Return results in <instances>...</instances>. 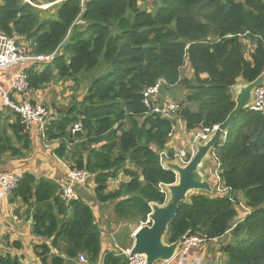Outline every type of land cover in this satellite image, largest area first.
<instances>
[{
	"label": "trees",
	"instance_id": "obj_1",
	"mask_svg": "<svg viewBox=\"0 0 264 264\" xmlns=\"http://www.w3.org/2000/svg\"><path fill=\"white\" fill-rule=\"evenodd\" d=\"M46 1H59L55 18L43 17L24 0H0L3 34L28 42L30 54L57 49L53 60L26 70L28 87L73 84L79 78L88 82L95 70L102 72L75 103L57 107V114L49 111L47 141H57L53 153L72 161L70 167L86 169L97 202H115L116 217L143 222L150 203L165 201L159 185L175 181L174 172L158 160L175 119L153 112L144 90L160 80V94L162 88L184 87L175 114L186 131L222 122L235 106L231 87L251 82L264 70V0ZM185 66L190 75L183 77ZM82 73L86 76L79 77ZM75 123L81 128L71 133ZM29 145L18 114L5 107L0 111V157L17 155ZM212 152L227 193L190 194L179 203L165 241L187 234L211 240L229 231L233 241L221 247L222 264H264V110H242ZM120 173L128 180L109 190L108 181ZM61 187L24 172L12 191L24 203L35 199L32 233L50 239L36 246L41 263L81 264L78 257L84 254L87 264H127L119 250L106 251L98 263L100 227L93 210L81 197L65 199ZM239 204L244 207L240 215ZM0 264L20 262L4 254Z\"/></svg>",
	"mask_w": 264,
	"mask_h": 264
},
{
	"label": "crops",
	"instance_id": "obj_2",
	"mask_svg": "<svg viewBox=\"0 0 264 264\" xmlns=\"http://www.w3.org/2000/svg\"><path fill=\"white\" fill-rule=\"evenodd\" d=\"M40 1L43 3L45 2L48 5V7L43 9L44 15L42 16L55 18L59 1ZM20 39V42L28 44V42L22 40V38ZM29 66H27V68ZM21 68H23V65L14 66L0 72V87L3 90L8 91L13 99H17L19 98V96L17 95V93L11 91V77L17 70ZM64 83H66V87L72 85L70 81L69 83ZM32 94H35L37 101H45V89L34 90L32 93L29 92L28 95ZM161 97L162 102L171 101L169 95L165 94L164 92L161 93ZM59 104H63L66 107L68 105L67 102H59ZM4 109L5 106L2 105V96L0 90V111H3ZM53 113L55 112H52L51 110V114ZM173 118L175 119V124L172 130L173 135L170 139H168L169 142L166 149L170 150V152H174L178 149H183L182 146L187 145V148L184 150H191L192 148H194L191 144L193 136L194 133L198 132V129L186 131L184 122L179 118L177 119L176 114L173 115ZM13 120L14 116L10 117L8 119V122H13ZM3 124L6 125L4 121ZM7 132L11 135V132L8 129ZM26 133L29 135V147L27 149L21 150V153H18L14 156L9 155L8 153L2 155L0 157V174L6 172H18L20 174L29 172L33 174L36 179L52 180L57 182L61 186L66 184L67 170L72 161H70L68 158H58L53 153V148L56 145H49L47 143H44V141L38 135L37 126H33L32 130ZM14 145L15 147L20 146V144L17 142H14ZM68 146L71 147L73 146V144H69ZM210 153L212 159L205 161L203 168L206 171L207 177L212 178L213 180L212 170L215 163L213 161V152L211 151ZM68 155L71 156L70 153H68ZM115 178L116 179L112 178L108 181V184L113 185L118 182L112 189L110 188V186H108L109 190L117 189L120 183L128 180V177L123 175L122 173L118 174V176ZM92 189L93 184L91 182L73 185V190L76 195L84 199L91 206L96 218V223L100 227L101 250L98 261V263H100L106 251L119 250V252L121 253L120 250H123V248H131L133 244L132 234L135 229L142 223V221H138L134 228L131 229V226L128 225L124 219H120L117 217V219H119L118 224H115V222L113 221L110 222L106 220L105 217L107 215V212L104 211V209H111L113 213L112 209L115 202L107 204L97 202L93 197V193L91 191ZM34 210L35 199L32 198L31 200H29V202L24 203L20 195H18L16 192H11L10 195H8L1 201L0 255L9 254L12 257L16 256L18 257L20 264H44L41 263L39 256L37 255L39 252V248L36 246L42 243L49 244L50 239L33 235L32 224ZM236 219H234L233 222H235ZM124 222L126 224L122 225ZM118 241H121L123 243L125 242V244H119ZM232 241V235L228 231L221 237L211 239L206 243L200 245L199 247L191 248L187 254L174 256L172 259L165 262V264H222L225 260V255L221 252V247Z\"/></svg>",
	"mask_w": 264,
	"mask_h": 264
},
{
	"label": "built area",
	"instance_id": "obj_3",
	"mask_svg": "<svg viewBox=\"0 0 264 264\" xmlns=\"http://www.w3.org/2000/svg\"><path fill=\"white\" fill-rule=\"evenodd\" d=\"M30 3L33 6H37L31 0H24ZM48 5H44L42 8H46ZM57 49L48 54H30L29 48L26 44L17 41L16 36H7L0 31V72L12 68L14 66H22L23 68L17 70L11 77V91L17 93L19 98L13 99L8 91L1 90L2 96V105L11 109L13 112L18 114L19 122L23 126L24 131L29 132L32 130L33 126H37V131L39 137L44 141V143L50 144L53 141H47V137L45 134L46 124L48 121V109L43 106L41 103H34L31 100L24 98L28 93V81L25 69L27 66H31L34 63H44L49 62L54 59L56 55ZM163 80L157 81L152 86H148L144 92V101L145 103H149V99L152 101V97L154 94L159 92V88L163 83ZM254 102L249 105V109L252 110H264V86L258 87L254 89L253 93ZM178 103L171 101H163L160 106H151V109L155 113H159L163 115V117H171L175 114L178 109ZM80 124L75 123L72 125L70 131L71 133H75L80 130ZM216 128V125L212 127H208L201 132L195 134L192 140V146L196 141H205L208 139L210 133ZM171 131L168 134V137L172 135ZM55 145L57 146V141H55ZM194 152V148L191 150L178 149L174 152H170L167 149H162L158 152V160L161 167H164L165 160H175L178 159L180 163H186ZM214 156V153H213ZM217 167L214 169V183L213 192L216 193H227V189L223 186L220 181L219 176V164L216 161ZM66 184L61 187V195L65 199H77L78 196L73 190L74 184H85L87 181L88 173L84 168H78L76 166L68 167L66 174ZM22 174L18 172H6L0 174V204L1 201L6 198L10 193L16 188L19 181L21 180ZM160 190L165 194V191L162 189L161 185ZM240 208L244 207L242 204H239ZM148 221V217L142 223H146ZM208 240L204 235L201 234H187L182 236L180 239L179 250L176 255L187 254L189 250L193 247H199L204 244ZM123 255L127 258V264H144L145 259L141 254H134L130 256V248H125L120 250ZM175 255V256H176ZM78 260L81 264H87V259L84 254H80ZM155 264H165L164 262H156Z\"/></svg>",
	"mask_w": 264,
	"mask_h": 264
},
{
	"label": "water",
	"instance_id": "obj_4",
	"mask_svg": "<svg viewBox=\"0 0 264 264\" xmlns=\"http://www.w3.org/2000/svg\"><path fill=\"white\" fill-rule=\"evenodd\" d=\"M264 82V70L251 82H239L232 86L235 106L226 118L216 125L205 141H196L194 152L190 159L182 164L178 159L165 160L164 167L174 172L175 181L171 184H160L165 191V201L162 205L150 203L151 211L147 215L148 221L141 223L133 232V244L130 256L141 254L144 264L167 262L179 250L180 239L171 243L165 241V234L169 223L174 219L180 202L187 200L193 192L213 193V186L204 170L205 161L211 160V151L222 142L230 126L238 114L253 104V90ZM64 113L57 115L62 118Z\"/></svg>",
	"mask_w": 264,
	"mask_h": 264
},
{
	"label": "rangeland",
	"instance_id": "obj_5",
	"mask_svg": "<svg viewBox=\"0 0 264 264\" xmlns=\"http://www.w3.org/2000/svg\"><path fill=\"white\" fill-rule=\"evenodd\" d=\"M33 3L37 5L36 8L40 11L41 15H44V12H43V9L44 8H42V7H44V5L47 4V3H45V2L43 3L40 0H33ZM34 64H35L34 65L35 68H37L38 67L37 62L34 63ZM31 66H29V67H31ZM28 68L25 69V72H26V70ZM84 74L85 73L80 74L79 77L86 76ZM101 74H102V72H99V70L98 71L95 70L93 73H91L89 75L88 82H89V80L91 78L97 77V76H99ZM188 74L190 75L189 68L185 66L181 70V76L184 77V76H186ZM69 81L71 82V80H68V81L65 80V81H62V82L61 81H56V82H50V83H46V84L44 83L41 87H39L38 89H45L46 97H45V101L44 102L37 101L36 100V97H35V94L28 95L29 92L32 93L34 91V90L30 89V88H28V90H27V93L28 94L24 98H27V99L31 100L32 102H34V103H41V104H43V106H45L48 109V111H50V113H51V110H52V112H55L57 110V107L60 108V109L63 108V107H66L63 104H59V102H63V103L67 102L68 103L67 107H68L73 102L75 103L77 100H79V98L84 93V91L86 89V86H87V83H88L87 82V78H79V80L76 83L73 82V84L71 83L72 85H70L69 87H66V83H64V82L69 83ZM261 86H264V82L262 83V85H260L258 87H261ZM258 87H256V88H258ZM184 90H185L184 87H181V88H178L177 87L174 90H169V91L166 88H162L161 91H163L165 94H168L169 95V97L171 98V102L173 101V102L178 103V101H180V99L182 97V93L184 92ZM231 90H232V94H233L234 89L231 88ZM253 93H254V90H253ZM160 95L161 94L158 93V92L153 95L152 100H153L154 106H160V104H161ZM172 118H173V116H172ZM238 126L239 125H236L235 128L231 131L232 136H234L236 134V131H237ZM206 128H208V127H200V128H197L198 129V132L194 133V135L197 134V133H199V132H201V130H204ZM172 135H173V133H172ZM172 135L170 137H168V138L170 139L172 137ZM54 144H55V141L53 143L49 144V145H54ZM182 148L183 149H186L187 148V145L182 146ZM215 167H217L216 164L213 166V170H212L213 176H214V169H215ZM114 179H116V178H114ZM213 181H214V179H213ZM117 183L118 182H116V184ZM115 185L108 184V186H110L111 189L114 188ZM241 210L242 211L239 212V215L244 211L243 208H241ZM104 211L107 212V215L105 217L106 220H108L110 222L113 221V222H115V224H118L119 219H117V217L112 213L111 209H104ZM125 221H126V223L128 225L131 226V229L134 228V226L137 223L136 221H133V220H125ZM126 223L124 222L122 225H125ZM102 224H101V226H102ZM117 229H119V228H117ZM207 241H209V240H206V242ZM118 243L119 244H122L123 242L118 241ZM123 244H125V242Z\"/></svg>",
	"mask_w": 264,
	"mask_h": 264
},
{
	"label": "clouds",
	"instance_id": "obj_6",
	"mask_svg": "<svg viewBox=\"0 0 264 264\" xmlns=\"http://www.w3.org/2000/svg\"><path fill=\"white\" fill-rule=\"evenodd\" d=\"M225 139V136H223L222 141Z\"/></svg>",
	"mask_w": 264,
	"mask_h": 264
}]
</instances>
